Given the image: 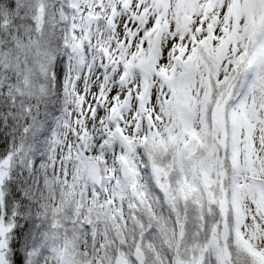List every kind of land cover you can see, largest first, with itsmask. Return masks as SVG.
Segmentation results:
<instances>
[{
	"label": "snow or ice",
	"instance_id": "6c2138e0",
	"mask_svg": "<svg viewBox=\"0 0 264 264\" xmlns=\"http://www.w3.org/2000/svg\"><path fill=\"white\" fill-rule=\"evenodd\" d=\"M0 264H264V0H0Z\"/></svg>",
	"mask_w": 264,
	"mask_h": 264
}]
</instances>
